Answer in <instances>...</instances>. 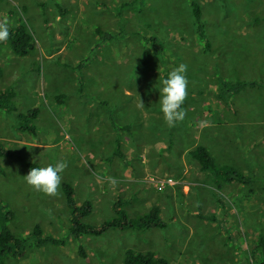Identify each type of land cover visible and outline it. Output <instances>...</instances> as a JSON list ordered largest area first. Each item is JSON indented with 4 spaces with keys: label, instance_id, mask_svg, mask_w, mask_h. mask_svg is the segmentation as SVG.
<instances>
[{
    "label": "rangeland",
    "instance_id": "obj_1",
    "mask_svg": "<svg viewBox=\"0 0 264 264\" xmlns=\"http://www.w3.org/2000/svg\"><path fill=\"white\" fill-rule=\"evenodd\" d=\"M212 44L203 53L187 0H0V22L22 24L33 50L0 52V91L10 87L14 112H0V198L14 212L12 232L28 238L34 225L62 238L69 228L61 185L93 205L86 223L112 216L127 199L129 217L159 210L164 229L110 231L77 242L35 247L0 264H121L127 249L150 250L168 264H252L264 238V0H198ZM114 34L94 50L95 28ZM162 47L156 59L139 40ZM186 65L185 115L167 126L156 82ZM255 82L238 93L226 84ZM226 91L222 94L221 91ZM222 94V96H221ZM140 102L143 107H140ZM36 108V134L17 129L15 115ZM127 126L129 132L115 128ZM203 145L219 166L250 178L220 188L188 153ZM66 162L56 196L23 176L27 164Z\"/></svg>",
    "mask_w": 264,
    "mask_h": 264
},
{
    "label": "trees",
    "instance_id": "obj_2",
    "mask_svg": "<svg viewBox=\"0 0 264 264\" xmlns=\"http://www.w3.org/2000/svg\"><path fill=\"white\" fill-rule=\"evenodd\" d=\"M188 7L193 19L195 35L202 44L203 53H210L212 51V44L206 35L204 23L202 22L201 5L198 0H187ZM94 34L96 42L94 50L100 45L112 41L115 35L105 32L100 28H95ZM139 40L156 58H161L162 47L155 37L142 36L137 33ZM33 40L22 24H17L9 29V36L6 41H0V52L3 47H8L12 54L16 57H25L33 50ZM167 73H163V77ZM258 83L255 82H237L233 85L225 83L227 93L236 94L244 87H254ZM224 94L226 91H221ZM221 94V96H222ZM15 93L12 88L7 87L0 91V112L5 114H12L15 110L13 98ZM37 109L30 108L23 113L15 115L17 129L20 133L29 136L36 134V127L34 121L37 117ZM116 130L129 132L127 126L115 128ZM11 152L0 146V159L2 157H9ZM189 158L194 161L200 172L208 173L213 179L218 188L224 184L238 183L240 185H247L250 181L241 172L237 171L231 166H219L215 163L213 157L203 145L195 146L188 153ZM28 170L31 167H38L34 164L26 165ZM3 169L0 162V175ZM61 193L65 200L68 209L69 228L67 235L62 238H56L44 235L42 229L38 225H34L28 235V238L15 235L10 227L14 219V212L8 206L7 202L0 198V262L6 258L17 259L21 258L26 251L28 239L35 247L46 246H62L65 239L69 238L77 242L76 254L81 259L86 257V253L80 240L84 237L100 238L110 231L115 232H140L149 229H164L166 226L164 221L159 216V210L156 207H151L146 213L136 217H129L124 207L127 199H116L111 206L112 216L103 221L99 225L89 224L85 222L93 211V205L90 200L85 199L80 204L75 200L74 190L68 184L61 185ZM258 246H254L250 251V262L252 264H264V238ZM121 264H168L163 257L157 256L150 250L134 251L127 249L123 253Z\"/></svg>",
    "mask_w": 264,
    "mask_h": 264
},
{
    "label": "clouds",
    "instance_id": "obj_3",
    "mask_svg": "<svg viewBox=\"0 0 264 264\" xmlns=\"http://www.w3.org/2000/svg\"><path fill=\"white\" fill-rule=\"evenodd\" d=\"M9 36V26L0 22V41H6ZM186 65L179 64L168 71L166 76L160 78L155 84L158 90V109L162 114L163 122L172 127L184 118L181 107L186 96L187 79L184 75ZM140 107H143L140 102ZM66 162L57 160L54 164L43 167H31L23 176L24 182L33 189L48 195L56 196L61 182V173L66 167Z\"/></svg>",
    "mask_w": 264,
    "mask_h": 264
}]
</instances>
